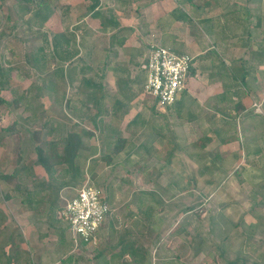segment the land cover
<instances>
[{
  "label": "rangeland",
  "instance_id": "obj_1",
  "mask_svg": "<svg viewBox=\"0 0 264 264\" xmlns=\"http://www.w3.org/2000/svg\"><path fill=\"white\" fill-rule=\"evenodd\" d=\"M201 1L190 0L189 4L198 5ZM231 1L236 4L239 15H245L244 11L253 17L258 15L264 26V0ZM180 4L176 3V10H173L177 13L176 18L184 16L178 9L183 8ZM47 5L53 8L55 19L62 22L64 29L68 19L61 16V12L67 5L62 0H48ZM213 6L219 8L220 5L215 3ZM218 8H210L207 15H220L221 10ZM162 11L160 8L161 16L157 24L163 26L167 17L163 16ZM73 13L74 11L70 13L71 22L78 15L77 12ZM236 14L235 12L234 15ZM51 18L53 20L54 17ZM184 18L189 19L188 16ZM8 23L9 21L2 19L0 37L2 33L10 31ZM188 25L203 39L202 43L198 38L199 44L208 47V40L215 43L214 39H206L207 35L210 37L208 22L188 20ZM171 26L170 24L169 27ZM214 27L223 31L217 21ZM21 28L15 27L11 29V33L6 32L10 39L3 41L0 38V44L2 41L7 43L0 46V61L4 57L11 59L6 65L1 63L4 69L10 68H7L10 71L6 82L8 92L0 91V113L7 116L6 126L0 127L1 149L10 154L11 163L18 165V170L24 171L28 165L39 166L35 163L34 147L42 148L53 165L57 159L52 155L63 154V140L68 131H78L81 126L92 130L91 136L81 135V149L69 171L64 172L66 165L56 163L52 168V177L40 167L38 174L43 177L38 178L37 174L28 179L34 191H43L39 197L42 204L39 207L46 209L53 200L50 196L55 189L58 193L63 188L60 193L63 205L57 210L61 216L64 204L76 195L84 183L96 187L109 203L110 215L112 218L114 216L112 222L108 218L103 225V232L107 228L116 232L102 235L101 245L119 244L120 240L123 241V248L115 249L122 253L124 259L116 262L110 260L109 264H241V260L246 264H264V181L261 173L264 169L253 168V172L259 171L253 173L251 168L241 166L246 163H237L238 158L234 156L232 146H226L228 143L217 144L215 139L219 136L230 139L227 142L232 141L233 121L230 101L219 103L211 100L214 95L201 89L207 80H215V77L207 78L210 62L208 66L202 62L198 67L199 73L192 79H195L194 83L189 87V82L187 83L188 95L179 104L167 109L155 112L151 110V100L142 96L141 91L136 99H133V95L137 92L130 95L124 92L109 93L108 83L99 93L103 94L99 109H84L81 108V103L87 102L89 97L86 95L84 80L93 78L88 71V50L94 49L95 57H103V51L108 48L107 41L100 36L98 29L93 37L87 32H79L78 40L76 39L78 44L71 46V51L80 48L84 60L79 64L81 80L77 77L70 82L66 77H58L57 69L62 63L57 60L53 44L58 37L55 35L56 31L48 30L49 56H43L39 60L41 55L38 47L42 45L40 37L47 29H30L29 26ZM234 31L236 35L239 33L238 29ZM181 35L183 38V34ZM201 45L199 46L202 47ZM225 50H216L214 54L230 61L233 52ZM192 54L195 55L193 52ZM219 56L213 62L211 70L220 71L222 62ZM98 61L99 66L104 65L103 61ZM66 68L71 69V64ZM209 73L211 74L210 70ZM83 76L87 78L82 79ZM105 81L111 82L113 79ZM226 81L229 82V78ZM4 82L0 78V84ZM211 85L214 84H209ZM114 87L109 86L115 92ZM13 90L18 105L10 102L13 94L9 91ZM210 93L213 94L212 91ZM120 97L124 98L118 99ZM64 98L72 99L75 104L74 110L66 109L68 114L63 109L60 110ZM113 98L118 99L121 104L125 103V106L127 103V110H120L117 103L119 110L117 107L115 111L112 106L115 104ZM218 107L225 109L226 118L219 114V110L217 112ZM98 111H102L96 124L99 130L88 121L89 117L80 120L81 125L65 123H70L67 115L81 118L87 114H98ZM118 137L127 142L124 149L114 155L112 145ZM0 163L2 167L9 165L8 158L0 159ZM22 174H19L20 179L24 180L25 176ZM61 219L58 216L61 227L49 219L38 223L36 229L42 228L44 232L37 233V240L43 237L42 242L46 247H59L60 234L68 229L66 221ZM36 229L33 227L34 233ZM83 246L81 248L84 253L80 254L72 252V244L66 245V251L71 252H64V258L59 264H72L75 255L79 260L82 255L89 261L95 252V245ZM131 251L132 254L129 253ZM80 263L78 261L75 264Z\"/></svg>",
  "mask_w": 264,
  "mask_h": 264
},
{
  "label": "crops",
  "instance_id": "obj_2",
  "mask_svg": "<svg viewBox=\"0 0 264 264\" xmlns=\"http://www.w3.org/2000/svg\"><path fill=\"white\" fill-rule=\"evenodd\" d=\"M38 1L36 3L35 0H2V19L9 21L8 26H10V31L6 32L11 33V29L24 26H29L30 29H47L46 33L40 37L42 45L38 48L40 49L41 57L37 55L40 60L43 56H49V51L47 50L49 46L48 30H55V35L58 37L54 39L53 44L57 51V60L62 63L60 68L57 69L58 77H66L70 82L76 80L77 77L81 80L79 64L84 60V57L82 59L80 48L77 51H71V46L78 44V35L81 31L83 33L87 32L93 37L96 36V30L98 29L100 36L108 44V48L103 51V57L96 56L101 62L103 61L104 65L102 66H99L100 61L95 57V50H88L87 61L90 63L88 71L93 77L92 79L88 78L89 82L96 84L100 79H103L104 86L108 83L109 86L116 87V91L114 92L107 86L108 92L113 94L124 92L130 95L137 92L133 95V99H136L140 95V90L145 82V74L142 67L144 65L146 50L150 43L169 47L177 53H189V55L194 57V68L191 70L188 87L194 83L195 79H192L199 73L198 67L203 63H206L205 65L208 66L210 62L209 67H211L208 68L207 78L211 76L215 77V80L213 79L210 82L207 80L205 85L201 86V89H204L211 96L214 95L215 97L213 96L211 100H217L219 103L226 101L224 96L228 95L230 97L229 104L231 105L230 111L233 121L231 129L232 141L227 142L230 139H224V137L219 136L215 139L218 142L217 144L223 145V143H228L226 146H232L233 152L235 150L234 156L238 158L237 163L240 165L246 163L241 165L242 167L251 168L250 170L253 168L264 169V52L256 55V52L259 51H257V44L255 43H253L254 45H252V49L250 50L242 46L235 37H216L218 28L217 30L214 29V25L210 27L209 22L210 19L214 22L220 15L209 17L207 12L210 8H218L217 6L208 5L207 0H202L198 5L189 4V0H180L179 2H176L177 0H62L63 4L67 5V7L62 8L61 16H65L68 19L63 29L62 22L55 19V14L53 15V8L47 5L48 0ZM53 1L56 2L57 0ZM176 3L182 4L183 8L180 7L178 9L181 11V14L185 17L188 16L189 19L185 20L184 16L176 18L177 13L174 12L176 10ZM191 5H193L194 9H192ZM88 7H93V9L87 11ZM160 8L163 9V16L167 17L163 26L157 24L159 22L158 18L161 16L159 15ZM219 8L221 14L222 7L219 6ZM71 11H74L73 14L75 12L78 13L77 18H75L76 20L72 22L70 18ZM52 16L54 17L53 20ZM188 20L197 23L208 22L210 37L207 35L206 39H214L215 43L208 40V47L199 44L198 38L200 36L195 31H192V28L188 25ZM170 24L172 25L171 27H169ZM181 29H183V32H181ZM6 32L1 34L0 38L4 39L3 41L10 39ZM181 34H183V38ZM200 39L203 43V39L201 37ZM3 41L0 44L1 47L7 45ZM225 49L233 52L230 61L218 55L221 58L220 62H222L220 71L211 70L213 62L218 58L214 52L216 50H220L221 52ZM43 51H45V54ZM211 52H213L212 55ZM7 61H11V59L8 60L4 57L0 61V78H3L5 81L3 84H0V91L6 92H8L6 82L8 79L7 74L10 72L8 69L10 68L4 69L1 63L6 65ZM41 62L43 65V61ZM68 64H71V69L66 68ZM225 70L227 72H224ZM85 78L87 77H82V79ZM228 78L229 82L226 81ZM105 79H108V81L113 79V81L106 82ZM209 84L214 85L209 86ZM188 87L184 91L185 96L189 93ZM95 90L91 87L87 89L86 95L88 94L89 96L87 99L95 97H92V92ZM9 92L13 94L10 102L18 105L19 102L14 98L16 97L15 90ZM118 99L113 98L115 104L112 106H114L115 111L118 104L121 107L120 110L122 108H126L127 110V103L125 106V103H119ZM94 103L96 104L97 101H94ZM94 103L88 101L86 105L85 102H82L81 108L87 109L91 107L95 109L97 106ZM61 104L60 110L63 109L65 114H68L66 109L72 111L75 108L74 101L72 102L70 98H64ZM174 104H177V102ZM218 110L219 114H223L222 116L226 118L225 109L223 110L218 107L217 112ZM95 115L87 114L81 118L67 115L70 118V123L67 121L65 123L80 124L79 121L84 120V117L91 118ZM97 121L98 119L93 123L97 124ZM6 122L7 120L4 121L3 126H6ZM222 138L225 142L220 141ZM9 155L0 147V159L4 160L8 158L9 161V165H3V167L1 166L2 163H0V264H59L61 259L64 258L62 254L64 252H71L66 251L68 248H66V245L71 246V244L72 247L70 249H72V252L80 254L84 253L81 246L88 247L89 245H95V252L89 261L85 257H82V255L79 257V260L77 255H75L72 264L78 261L79 263L81 261L80 264H109L110 260L111 262H116L124 259L122 253L116 252L115 249L123 248L121 246L123 241H120L119 244L101 245L102 235L105 233L108 235L116 233L113 230H108V228L106 232H103L102 227L107 223L108 218H111V222L113 221L114 216L112 218L110 213L90 243H84L81 240H78L77 244L73 242L74 240L68 225V229L60 234V238L58 239L59 247H46L45 243L42 242L43 237L37 240V233L44 232L42 228L36 229L38 223L49 219L50 222L54 221L58 225L62 224L58 220V216L60 219L61 216L58 215L57 210L63 205L62 194H60L63 188L58 193L55 189L54 194L50 196L53 200L48 204L46 209L39 207V205H42L39 197L43 194V191H34L30 187L28 179H31L33 175H37L39 170L41 171V166L28 165L24 171L22 169L18 170V165L11 163ZM42 171L45 172L44 169ZM261 173H263L264 181V170ZM19 174L25 176L24 180L20 179ZM37 177L43 176H39L38 174ZM33 227L36 229L35 233ZM43 247L44 249H41ZM129 253L132 254L133 251ZM75 259L78 260L75 261Z\"/></svg>",
  "mask_w": 264,
  "mask_h": 264
},
{
  "label": "built area",
  "instance_id": "obj_3",
  "mask_svg": "<svg viewBox=\"0 0 264 264\" xmlns=\"http://www.w3.org/2000/svg\"><path fill=\"white\" fill-rule=\"evenodd\" d=\"M1 6L2 0L0 21ZM142 68L145 74L142 96L148 97L156 110L165 109L174 104L187 89L190 72L194 68V57L150 43ZM4 121V116L0 113V127ZM109 213L110 206L98 189L84 183L76 195L64 204L61 217L66 221L75 243L76 240L88 243L94 239Z\"/></svg>",
  "mask_w": 264,
  "mask_h": 264
},
{
  "label": "trees",
  "instance_id": "obj_4",
  "mask_svg": "<svg viewBox=\"0 0 264 264\" xmlns=\"http://www.w3.org/2000/svg\"><path fill=\"white\" fill-rule=\"evenodd\" d=\"M224 1H226V2H224ZM207 2H208V5H213L215 3H218L222 7V12L220 14V18L217 17L214 22H212L213 20L210 19V22H209L210 27H213L212 25H215L216 21L221 25V29L223 31H220V29L218 27V30L216 31V37H219V38L220 37H222V38H224V37L225 38L226 37H228V38L235 37L239 40L238 42L241 43L242 46L249 48L250 50L252 49V45H254L253 43H255V44H257L256 45L257 51H259V52H256V55L260 54L261 52H264V46H263L264 45V26L262 25V22L260 20L261 17L259 18L258 15H256V17L255 16L253 17L250 15V13L247 15V13H248L247 11L246 12L244 11L245 15H241V14L239 15L236 8H235L236 4L232 3L233 1H231V0H207ZM92 9H93V7H88L87 11H90ZM235 12L237 13L236 15H234ZM249 15H250V17H249ZM204 23H206V22H204ZM234 29L239 30V33L237 35H236ZM262 55H263V53H262ZM191 72H190V74H191ZM84 85L86 86L87 89L89 87L96 89L94 92H92V97H94L96 95V93L99 96L98 99L95 97L92 99H87V102H85L86 105L88 104V101L91 103H94V101H97V103L96 104L94 103V104L97 106L96 108L99 109L98 105H100L101 102L103 101V98H102L103 94H99L104 89L103 79H100V81L97 82L96 84L90 83L88 79H85ZM182 94H184V95L180 99L176 100L177 104H179L182 101V99L185 97V92H183ZM224 97L226 98V99L224 98L225 100H228V101L230 100L229 99L230 97L228 95H225ZM87 98H89V97H87ZM153 108H154V106L151 108V110H153L155 112L156 109H153ZM167 108L168 107H166V109ZM118 109H119V107H118ZM101 112L102 111H98V114L89 118V120H88L94 126V128L98 129V130H99V128H97L96 124H94L93 122L96 119H98L99 113H101ZM104 113H106V112H104ZM115 115H117V114L115 113ZM6 118H7V116L4 117L5 120H7ZM84 119H85V117H84ZM79 123L80 124H76V125H81V122H79ZM2 126H3V123L1 125V127ZM43 126H45V125H43ZM84 127L85 126H81L80 130H78V131H68L66 133L64 140H63V154L57 155L55 153L54 155H52L53 158L57 159V161H55L54 164L59 163L60 165H66L67 166V169L64 172H67V170L69 171V169H71L72 166L74 165L73 160H74V158H76L77 153L81 149V145H82L81 135H86V136L92 135V133H91L92 130L84 129ZM111 131L113 132V130H111ZM214 132L217 133V130H214ZM111 135L112 134H110V136ZM220 141L225 142V140L223 138ZM126 142L127 141L124 140L123 138L118 137L113 142L112 153L114 155H117L118 153H120L124 149V145L126 144ZM50 145L53 146L54 143H50ZM34 151L36 154L35 163L37 165L41 166L44 169V171L50 177H52L53 176L52 168H53L54 164L52 165L49 157L46 156V153H44L42 148L34 147ZM62 184L65 185V183H62ZM62 184L60 183V185H62ZM107 204H109V203H107ZM120 241L122 242V240H120ZM241 264H246V263L244 260H241Z\"/></svg>",
  "mask_w": 264,
  "mask_h": 264
}]
</instances>
